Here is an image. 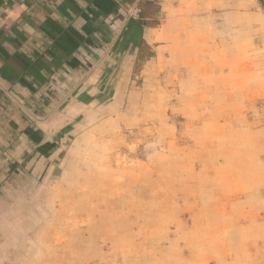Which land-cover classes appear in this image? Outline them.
I'll return each mask as SVG.
<instances>
[{
    "label": "rangeland",
    "instance_id": "rangeland-1",
    "mask_svg": "<svg viewBox=\"0 0 264 264\" xmlns=\"http://www.w3.org/2000/svg\"><path fill=\"white\" fill-rule=\"evenodd\" d=\"M155 1L173 65L23 179L0 264H264V6Z\"/></svg>",
    "mask_w": 264,
    "mask_h": 264
},
{
    "label": "crops",
    "instance_id": "crops-1",
    "mask_svg": "<svg viewBox=\"0 0 264 264\" xmlns=\"http://www.w3.org/2000/svg\"><path fill=\"white\" fill-rule=\"evenodd\" d=\"M141 1L0 0V227L11 224L14 195L28 193L23 179L60 162L69 139L74 147L133 114L114 100L127 96L126 83L151 82L173 65L169 34L180 30L143 24ZM201 57L187 63L203 65Z\"/></svg>",
    "mask_w": 264,
    "mask_h": 264
},
{
    "label": "trees",
    "instance_id": "trees-1",
    "mask_svg": "<svg viewBox=\"0 0 264 264\" xmlns=\"http://www.w3.org/2000/svg\"><path fill=\"white\" fill-rule=\"evenodd\" d=\"M261 4L264 6V0H259ZM156 1L155 0H142L140 4L141 8V22L148 26H155L159 24V12L156 8ZM144 60V58L142 59Z\"/></svg>",
    "mask_w": 264,
    "mask_h": 264
}]
</instances>
